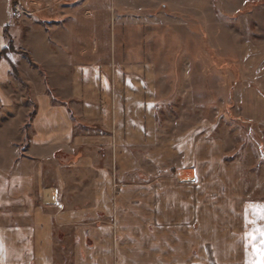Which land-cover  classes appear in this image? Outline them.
Listing matches in <instances>:
<instances>
[{"label": "crops", "instance_id": "0c3cea01", "mask_svg": "<svg viewBox=\"0 0 264 264\" xmlns=\"http://www.w3.org/2000/svg\"><path fill=\"white\" fill-rule=\"evenodd\" d=\"M65 65L66 80L51 76L47 94L36 99L26 146L0 173V183L8 178L13 196L29 208L18 223L0 224V264L63 261L56 256L66 247L74 264H248L245 234L264 227L253 215L264 202L242 198L240 164L220 158L221 141L194 147L188 135L177 148V139L157 142L140 64L80 63L73 54ZM238 101L241 116L264 118V95ZM135 144L151 151V162L173 160L175 173L127 179L121 166L131 165L129 158L115 151Z\"/></svg>", "mask_w": 264, "mask_h": 264}, {"label": "rangeland", "instance_id": "374dc122", "mask_svg": "<svg viewBox=\"0 0 264 264\" xmlns=\"http://www.w3.org/2000/svg\"><path fill=\"white\" fill-rule=\"evenodd\" d=\"M0 25L9 48L0 58L8 61L0 86L2 175L28 141L36 99L47 94L51 76L64 83L74 54L80 63L144 67V101L157 142L177 139V148L188 135L194 147L220 140V158L240 164L242 198L264 202V118L241 116L238 101L264 95V0H0ZM130 147L115 151L129 158L131 165L121 166L127 179L175 173L172 158L162 165L145 157L149 149ZM7 179L0 183V224H16L29 208ZM66 248L55 253L63 261L45 264H74Z\"/></svg>", "mask_w": 264, "mask_h": 264}, {"label": "snow or ice", "instance_id": "6c2138e0", "mask_svg": "<svg viewBox=\"0 0 264 264\" xmlns=\"http://www.w3.org/2000/svg\"><path fill=\"white\" fill-rule=\"evenodd\" d=\"M253 215L264 220V206H255ZM248 223L255 225L256 220H250ZM245 238L252 249L248 264H264V227H253L245 234Z\"/></svg>", "mask_w": 264, "mask_h": 264}, {"label": "trees", "instance_id": "16d2710c", "mask_svg": "<svg viewBox=\"0 0 264 264\" xmlns=\"http://www.w3.org/2000/svg\"><path fill=\"white\" fill-rule=\"evenodd\" d=\"M8 46H5L3 48L0 49V58L2 57V54L7 50ZM9 49V48H8ZM33 111H32V115H33ZM27 144V143H26ZM26 144L24 145V147L26 146Z\"/></svg>", "mask_w": 264, "mask_h": 264}, {"label": "built area", "instance_id": "2783aa9c", "mask_svg": "<svg viewBox=\"0 0 264 264\" xmlns=\"http://www.w3.org/2000/svg\"><path fill=\"white\" fill-rule=\"evenodd\" d=\"M14 8H15V10H16L17 7H14ZM16 11H17V10H16ZM17 13H19V12H17Z\"/></svg>", "mask_w": 264, "mask_h": 264}]
</instances>
